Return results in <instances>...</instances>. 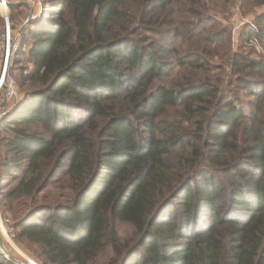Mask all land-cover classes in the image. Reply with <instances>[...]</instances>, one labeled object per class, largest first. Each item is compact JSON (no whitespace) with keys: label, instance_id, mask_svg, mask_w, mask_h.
Listing matches in <instances>:
<instances>
[{"label":"trees","instance_id":"obj_1","mask_svg":"<svg viewBox=\"0 0 264 264\" xmlns=\"http://www.w3.org/2000/svg\"><path fill=\"white\" fill-rule=\"evenodd\" d=\"M42 1L12 58L22 97L0 116L16 240L42 264H264V59L215 61L228 31L202 0L182 17L175 0ZM250 37L264 50V13ZM53 187L70 197L40 195Z\"/></svg>","mask_w":264,"mask_h":264},{"label":"rangeland","instance_id":"obj_2","mask_svg":"<svg viewBox=\"0 0 264 264\" xmlns=\"http://www.w3.org/2000/svg\"><path fill=\"white\" fill-rule=\"evenodd\" d=\"M11 4L18 5L13 11L9 8V20H10V27L11 28H17L16 30L21 29L22 25L26 23V20L28 21L33 20L37 18L41 14V4L43 3L42 0H7ZM232 4L228 6V2L225 0H202V11L206 14L212 15L216 21V23L208 24V29L211 30L213 28H220L224 27L228 32L224 35L222 41L219 43H215L211 45V49L217 50L218 56L215 58V61H220V58L225 59L227 61L231 60V57L233 53L237 51H241L242 53H247L253 58H259L264 59V50L263 51H257L252 45L249 44H240L239 41V32L242 29L243 25L251 23L253 20V17L255 15H258L260 13H264V5H256L252 1H246L244 3H240L238 0H232ZM175 13L179 11V15L183 14L182 11L179 10V7H182V5L187 4L186 0H175ZM198 10H201L200 7H197ZM0 15L3 17L1 10ZM33 17V18H32ZM182 17V16H179ZM4 19V18H3ZM25 21V22H24ZM27 21V22H28ZM14 25V26H13ZM3 28V30H2ZM5 29V21L4 26H1V20H0V38L2 33ZM15 30V32H16ZM180 44V50H186L187 44L184 42H181L179 39L176 40V45ZM1 55V51H0ZM27 59H23L22 65H27ZM17 65L11 66L9 70V76H8V82L13 81L12 83V91L11 95H13L10 98V101H7V95L10 96L11 88L9 87V84L7 83L8 88L3 87L2 90H0V109H12V107L15 106L16 102L20 100L22 97L23 91L19 88L17 84ZM187 73V70L184 68H175L169 76H167L165 83L168 85H173L175 82L180 81L181 77ZM231 93L234 95L232 99L236 98L237 102L242 104L244 106V109L246 110L247 107L245 106V103L247 99H249V95L245 92L235 91L234 88H232ZM4 97V98H3ZM6 97V99H5ZM15 99V104L12 106L13 100ZM12 106V107H11ZM47 194L50 197H53L54 199H68L70 197L69 191L59 189V188H48L44 192H42L40 195ZM17 203H21L22 207H24V204L20 201H14L12 204L14 206H17ZM1 210L2 214L9 219V225L12 227L13 223V216L11 212L6 211V205L1 204ZM118 231L120 235L124 236L127 235L131 228L129 225L125 223H118L117 224ZM13 228V227H12ZM14 230V229H13ZM15 232V231H14ZM15 243L19 246L20 249H22L25 253L31 254L34 258L38 260V258L31 253L27 247L21 243H19L16 240L15 236ZM17 254V253H16ZM14 253V255H16ZM40 262V260H38ZM104 261H106V254L101 255L98 260L97 264H103ZM41 263V262H40ZM42 264V263H41Z\"/></svg>","mask_w":264,"mask_h":264},{"label":"built area","instance_id":"obj_3","mask_svg":"<svg viewBox=\"0 0 264 264\" xmlns=\"http://www.w3.org/2000/svg\"><path fill=\"white\" fill-rule=\"evenodd\" d=\"M11 4L7 0H0V10L5 21V29L0 38V90L3 87L8 88L11 91L10 96L7 95V101H10L12 91L13 81L8 82L9 70L12 63L13 54L17 48L19 40V31L17 28H11L9 20V8L8 5ZM33 18V17H32ZM29 19V18H28ZM26 20V22L28 21ZM25 22V21H24ZM16 30V32H15ZM248 44L252 45L257 51H263L258 45L254 37H250ZM7 83L9 87H7ZM1 96V95H0ZM4 98V97H3ZM6 99V97H5ZM15 104V99L13 100L12 106ZM11 106V107H12ZM9 109H0V116L10 111ZM14 253L16 255H14ZM0 255L10 264H41L36 258L31 254L25 253L19 246L15 243V232L13 228L9 225V219L6 218L0 210Z\"/></svg>","mask_w":264,"mask_h":264},{"label":"water","instance_id":"obj_4","mask_svg":"<svg viewBox=\"0 0 264 264\" xmlns=\"http://www.w3.org/2000/svg\"><path fill=\"white\" fill-rule=\"evenodd\" d=\"M12 109H13V107H12Z\"/></svg>","mask_w":264,"mask_h":264}]
</instances>
